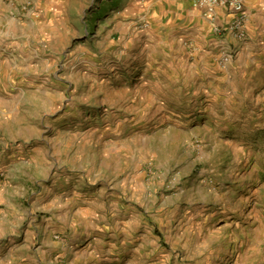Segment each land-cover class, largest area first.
Wrapping results in <instances>:
<instances>
[{
    "label": "rangeland",
    "instance_id": "rangeland-1",
    "mask_svg": "<svg viewBox=\"0 0 264 264\" xmlns=\"http://www.w3.org/2000/svg\"><path fill=\"white\" fill-rule=\"evenodd\" d=\"M0 264H264V0H0Z\"/></svg>",
    "mask_w": 264,
    "mask_h": 264
}]
</instances>
